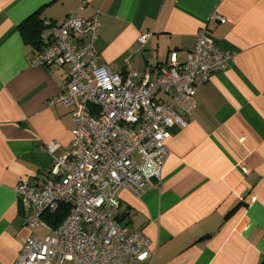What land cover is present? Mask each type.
Instances as JSON below:
<instances>
[{
    "label": "crops",
    "instance_id": "obj_1",
    "mask_svg": "<svg viewBox=\"0 0 264 264\" xmlns=\"http://www.w3.org/2000/svg\"><path fill=\"white\" fill-rule=\"evenodd\" d=\"M72 13L98 17L100 62L122 76L154 79L171 52L182 63L200 29L232 54L189 113L175 108L186 124L172 130L164 165L135 155L144 193L123 190L118 217L149 240L153 256L138 264H264V0H0V264L32 235L16 185L67 154L73 128L69 109L48 105L66 68L31 66L37 48L19 26Z\"/></svg>",
    "mask_w": 264,
    "mask_h": 264
},
{
    "label": "built area",
    "instance_id": "obj_2",
    "mask_svg": "<svg viewBox=\"0 0 264 264\" xmlns=\"http://www.w3.org/2000/svg\"><path fill=\"white\" fill-rule=\"evenodd\" d=\"M212 19L225 22L217 14ZM42 25L40 46L30 65L66 68L61 93L48 105L69 109L73 128L69 152L55 157L57 146L46 145L44 150L52 156L50 168L38 180L21 181L15 187L23 223L32 235L14 264L148 261L153 256L149 240L130 231L118 217L123 190L136 197L144 193L135 155L154 153L156 167L164 165L172 130L186 124L175 108L189 113L197 88L225 69L233 56L217 49L200 29L182 63L171 52L154 79L135 72L122 76L100 62L94 47L97 16L81 19L72 13ZM146 38L142 35L138 41L143 44ZM61 205L68 207V213L52 227L44 217Z\"/></svg>",
    "mask_w": 264,
    "mask_h": 264
},
{
    "label": "trees",
    "instance_id": "obj_3",
    "mask_svg": "<svg viewBox=\"0 0 264 264\" xmlns=\"http://www.w3.org/2000/svg\"><path fill=\"white\" fill-rule=\"evenodd\" d=\"M32 19L33 20L31 22L19 26V30L23 37L26 39L27 43L38 49L40 46L39 37L43 29V25L38 19ZM67 213L68 207L66 205H61L56 212L52 214H46L44 218L49 222L52 227H55L56 225L62 222V220L66 217Z\"/></svg>",
    "mask_w": 264,
    "mask_h": 264
},
{
    "label": "rangeland",
    "instance_id": "obj_4",
    "mask_svg": "<svg viewBox=\"0 0 264 264\" xmlns=\"http://www.w3.org/2000/svg\"><path fill=\"white\" fill-rule=\"evenodd\" d=\"M38 233H40V235L42 234V232H38Z\"/></svg>",
    "mask_w": 264,
    "mask_h": 264
}]
</instances>
